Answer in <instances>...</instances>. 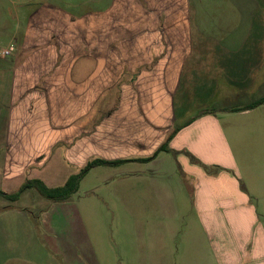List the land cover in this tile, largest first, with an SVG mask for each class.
Masks as SVG:
<instances>
[{
  "label": "crops",
  "instance_id": "1",
  "mask_svg": "<svg viewBox=\"0 0 264 264\" xmlns=\"http://www.w3.org/2000/svg\"><path fill=\"white\" fill-rule=\"evenodd\" d=\"M255 1L241 6L256 40L250 50L241 48V31L226 36L219 22L166 17L160 0H112L108 9L81 16L54 5L33 9L23 33H13L14 42L0 51V190L11 194L39 179L35 172L60 148L66 168L120 160L97 167L125 166L126 201L142 188L141 197H158L171 221L152 244L158 264H208L213 258L255 264L257 236L246 227L240 184L241 147L219 136L213 115L248 112L226 103L241 101L264 68V14ZM216 103L226 107L212 109ZM177 127L168 151L140 160L152 157ZM70 139L78 141L70 145ZM0 198L10 203L1 208L4 214L27 218L14 209L21 197ZM190 205L178 260L166 235L175 238ZM258 231L264 248V228Z\"/></svg>",
  "mask_w": 264,
  "mask_h": 264
},
{
  "label": "rangeland",
  "instance_id": "2",
  "mask_svg": "<svg viewBox=\"0 0 264 264\" xmlns=\"http://www.w3.org/2000/svg\"><path fill=\"white\" fill-rule=\"evenodd\" d=\"M256 1V10L261 8L264 14V0ZM111 2L112 0H0V51L11 41L14 42L13 33L16 34L19 30L23 33L29 13L39 5L58 6L81 16L97 9L106 10ZM160 2H164L166 6V17L192 16L198 23L219 22L223 24L226 36L241 31V48L250 50L256 46V40L248 33L251 26H247L249 19L245 7H241L243 0ZM2 58L0 55V59ZM257 77L253 87L241 96V101L230 100L226 105L230 108L241 105L243 108L263 97L264 68L258 72ZM125 96L130 97L131 94ZM225 107L216 103L212 109ZM103 111L109 113L108 104ZM200 111L196 110L191 115L197 116ZM213 115L219 121V136L229 140L231 147H241L239 174L241 191L247 198L246 227L253 228L254 237H258V230L264 228V104L247 113L216 112ZM77 141L78 139H70V145ZM223 147L224 144L221 143L219 148ZM59 154H62V148L57 149L53 159L43 169L35 172L37 178L50 188L65 185L70 175L79 174L84 169L74 166L66 168L59 162ZM143 169L148 171L147 168L140 167V170ZM126 171L129 169L125 166L118 167L117 170L92 168L79 182L77 191L64 202L56 203L43 198L36 189L28 190L14 204V209L27 214L26 219L13 216L10 213L12 210L4 214L1 208L10 203L0 198V264H158L154 259L158 251L152 244L156 243L158 231H164L171 221L160 210L158 197H141L142 188L139 189L138 185L134 188L135 191L139 189L134 193L136 197H132L131 203L126 201V180L122 179L126 176ZM232 174L239 179L237 173ZM190 212L193 214L191 205L188 214L184 215L185 220L179 221V229L172 241L171 236L166 235L167 243L172 245V252L178 256V260L182 251L179 252L177 247L187 228ZM257 237L254 243L256 250L258 249V259L254 258L253 261L255 264H264V248ZM208 261V264H220L216 258Z\"/></svg>",
  "mask_w": 264,
  "mask_h": 264
},
{
  "label": "trees",
  "instance_id": "3",
  "mask_svg": "<svg viewBox=\"0 0 264 264\" xmlns=\"http://www.w3.org/2000/svg\"><path fill=\"white\" fill-rule=\"evenodd\" d=\"M262 104H264V96L243 108L234 109V110L235 111L250 110ZM188 123L189 122H187L185 125H187ZM179 130L180 127L175 128L173 132L168 136L167 140L158 148L157 152L152 157L146 159H140V160L150 161L153 160L159 152L168 151L169 150L168 144L170 140ZM122 162L123 161L120 160L106 161L102 159H96L91 162H88L81 173L70 176L67 182L65 183V185L61 187L50 188L42 180L32 179L25 181L16 192L9 194L7 192L0 191V195L6 198L7 200L17 201L26 190L34 188L46 199L55 202L65 201L71 198L70 196L77 191L79 182L85 177V175L89 172V170L97 166H116L121 164Z\"/></svg>",
  "mask_w": 264,
  "mask_h": 264
},
{
  "label": "built area",
  "instance_id": "4",
  "mask_svg": "<svg viewBox=\"0 0 264 264\" xmlns=\"http://www.w3.org/2000/svg\"><path fill=\"white\" fill-rule=\"evenodd\" d=\"M13 48V46H11V48H9V49H5V50H3V54L4 55H9L10 54V52H11V49Z\"/></svg>",
  "mask_w": 264,
  "mask_h": 264
}]
</instances>
